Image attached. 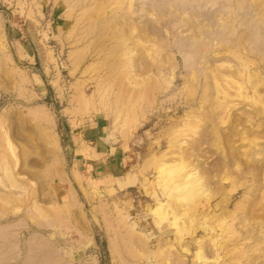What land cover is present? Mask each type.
<instances>
[{
	"label": "rangeland",
	"instance_id": "1",
	"mask_svg": "<svg viewBox=\"0 0 264 264\" xmlns=\"http://www.w3.org/2000/svg\"><path fill=\"white\" fill-rule=\"evenodd\" d=\"M75 5L0 0V264H264L259 54L242 37L186 68L179 28L142 30L136 0L131 61L109 76ZM89 129L115 172L87 156Z\"/></svg>",
	"mask_w": 264,
	"mask_h": 264
},
{
	"label": "bare ground",
	"instance_id": "2",
	"mask_svg": "<svg viewBox=\"0 0 264 264\" xmlns=\"http://www.w3.org/2000/svg\"><path fill=\"white\" fill-rule=\"evenodd\" d=\"M135 1L76 0L75 6L83 9V13L94 11L92 14L88 13L85 18L87 25H84L86 27L84 28L85 34L90 36L92 42L95 43H101L102 39L107 37L98 49L100 52L107 50V57L104 56L105 59L103 58L102 63L106 61V58H111L107 67L110 71L109 76L114 74L115 70H122L131 61L129 57H126L129 54V47L126 43L127 35L121 26L126 25L129 33L133 31V25L127 24L126 21H133L131 16L137 12L133 6ZM138 1H140L141 8L139 14H136V18L140 19L141 26L139 28L142 30L161 38V29L170 30L173 34L175 33L174 27L179 28V32L178 29L176 30L178 34H173V45L177 48L180 56L182 55L186 68L193 66L196 68V59L203 57L208 52L216 51L217 47L220 48L225 45H228L229 48L237 47L242 37L244 42L246 40L247 51L259 54L257 56L264 62V13L260 14L263 11L259 13L258 7L250 6L246 0ZM105 3L113 5L107 13L102 12ZM235 24L240 26V29H237ZM202 60L204 61V59ZM200 65L203 66L204 64ZM198 67L200 68V66ZM119 77L122 79V75ZM118 78L116 79L117 82L120 81ZM96 83L98 82L96 81ZM167 172L172 174L176 172V169L171 168ZM161 207L162 203L153 208V218L164 216L161 213L162 209L160 211ZM179 230L176 233L180 235L182 231L179 232ZM197 259L200 260V258Z\"/></svg>",
	"mask_w": 264,
	"mask_h": 264
},
{
	"label": "crops",
	"instance_id": "3",
	"mask_svg": "<svg viewBox=\"0 0 264 264\" xmlns=\"http://www.w3.org/2000/svg\"><path fill=\"white\" fill-rule=\"evenodd\" d=\"M91 129L93 128L91 127ZM91 129L87 130L84 133V149L87 153V156L91 161L98 162L100 164V168H106L111 172H115L116 170H118L120 164H118L117 159L114 160V148H112V146L106 144L102 140V133L100 130L98 131ZM127 182L128 180L124 179L122 181H119L117 185L126 189L130 186L129 184H127Z\"/></svg>",
	"mask_w": 264,
	"mask_h": 264
}]
</instances>
